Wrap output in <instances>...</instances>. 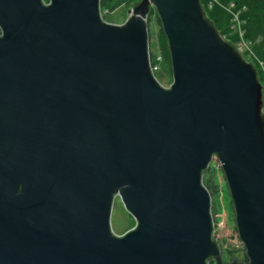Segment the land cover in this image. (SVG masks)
Returning a JSON list of instances; mask_svg holds the SVG:
<instances>
[{"label": "water", "instance_id": "obj_1", "mask_svg": "<svg viewBox=\"0 0 264 264\" xmlns=\"http://www.w3.org/2000/svg\"><path fill=\"white\" fill-rule=\"evenodd\" d=\"M149 8L168 87L150 69ZM99 9L0 0V264H224L202 179L212 157L247 264H264L257 70L199 0H139L120 25ZM116 196L135 223L121 235Z\"/></svg>", "mask_w": 264, "mask_h": 264}, {"label": "rangeland", "instance_id": "obj_2", "mask_svg": "<svg viewBox=\"0 0 264 264\" xmlns=\"http://www.w3.org/2000/svg\"><path fill=\"white\" fill-rule=\"evenodd\" d=\"M138 2L139 0L125 1L121 6L115 7L114 10H108V13L106 14L103 12V7L101 9V17L104 18L106 23L120 25L127 19V12L129 8L133 7ZM223 3L225 4V2ZM217 18L219 17L217 16ZM158 20V15L155 14V11L152 8H149L147 20V26L149 29L148 42H150L149 51L150 53L152 52V54L156 53L161 56V61H159V71L155 73L154 77L159 84H162L164 87H168L171 84L172 74L166 50L167 42H165L161 28H159ZM219 20L220 22L217 25L219 32L223 31L227 27L230 28L227 35H221L220 37L224 40L228 37L229 40H227L232 47L237 45L238 39L236 30H234L230 23L226 26L227 23L225 18L220 17ZM231 36H233L235 40L230 39ZM248 63H250L257 70L256 74L260 84L262 85L261 90L264 98V57L261 59L258 57L257 62L249 60ZM262 101L264 107V99ZM208 165V169L205 170L202 178L208 181L211 192V215L212 220H214L215 223L213 233L217 237L216 240L221 249V261H223L224 264H227L232 259H237L238 261H244L247 264L246 257L244 256V246L240 243L234 226L235 219H233V205L231 204V196L225 184V178H223V174L221 172V166L215 157L211 158ZM119 201V197L116 196L112 207V214H110L111 230L115 235H121L124 231L126 232L135 225L134 220L129 215L127 210L122 207ZM213 264L215 263L213 262Z\"/></svg>", "mask_w": 264, "mask_h": 264}, {"label": "trees", "instance_id": "obj_3", "mask_svg": "<svg viewBox=\"0 0 264 264\" xmlns=\"http://www.w3.org/2000/svg\"><path fill=\"white\" fill-rule=\"evenodd\" d=\"M125 1H128V0H100V3H101V7L102 8L104 7V10H106L108 12V10L112 11L115 9V7L121 6ZM199 1L201 3V9H202L203 13L205 14V17L207 18L209 23L216 28L219 36L227 35L230 28L227 27L223 31L219 32L217 29V25L220 22L219 18L222 17V18H225L226 23H227L226 26H227L228 23H230L229 22V18H230L229 13L223 11L219 6H217L215 4H212L209 7L208 6L209 0H199ZM230 1L235 2L236 3L235 5L237 8L242 7L244 9L242 12V18L244 19V24H242L243 25V31H242L243 36L246 39L253 40V41L256 39V37L260 38V42H257L255 45H253V51L256 52L259 59L263 58L264 57V52H263V45H264V0H220V2L222 4H224L223 2H225V4H226V2H230ZM217 16L219 18H217ZM260 33H263V34H260ZM227 39L229 40L228 37H227ZM230 39L235 40L233 36H231ZM167 56H168V54H167ZM168 59H169V56H168ZM206 169H208V168H206ZM205 170L203 171L202 176L204 175ZM203 183H204L203 185L206 186L208 192L211 195L208 181L203 179Z\"/></svg>", "mask_w": 264, "mask_h": 264}, {"label": "built area", "instance_id": "obj_4", "mask_svg": "<svg viewBox=\"0 0 264 264\" xmlns=\"http://www.w3.org/2000/svg\"><path fill=\"white\" fill-rule=\"evenodd\" d=\"M99 3H100V0H99ZM212 4L219 6L223 11L229 13V16H230L229 22H230L231 26H233L234 30H236L237 39H238V44L233 46L234 50L237 53H239V55L241 57H243L244 61L248 62L249 60L250 61L254 60L257 62L258 56H257L256 52L253 51V45H255L257 42H260V38L256 37V39L253 41V40L246 39L243 36V32H242L243 31V29H242L243 25L242 24H244V19L242 18V12L244 9L242 7L237 8L235 5L236 3L233 1L226 2V4H222L220 2V0H209L208 6L210 7ZM101 9H102V7H101V3H100V9H99L100 15H102ZM103 12H104V14L108 13L106 10H103ZM263 52H264V45H263ZM151 54H152V52L150 53V51H149V56H150L149 64H150V69L152 70V72L155 75V73L157 71H159L158 70L159 69V61H161V56L156 54V53L152 54V55ZM213 222H214V220H213ZM214 225H215V223H214ZM214 225H213V231H214ZM214 236H215V234H214ZM216 239H217V237H216Z\"/></svg>", "mask_w": 264, "mask_h": 264}]
</instances>
